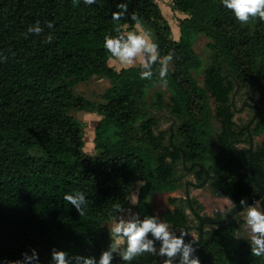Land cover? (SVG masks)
<instances>
[{
    "label": "trees",
    "instance_id": "16d2710c",
    "mask_svg": "<svg viewBox=\"0 0 264 264\" xmlns=\"http://www.w3.org/2000/svg\"><path fill=\"white\" fill-rule=\"evenodd\" d=\"M171 1L186 14L177 39L168 36L154 0L87 6L82 0H0V54L6 57L0 62V260L22 259L32 248L40 264H48L53 247L98 255L110 239L104 222L116 215L112 205L125 208L135 184L141 216L153 215L150 193L183 187L184 196H168L171 207L160 215L196 249L204 215L190 188L207 187L235 206L256 192L255 182L264 184V139L253 144L264 130L263 111L254 110L251 127H239L232 99L237 86L264 93V21L241 24L220 0ZM120 3L127 12L114 22L111 13ZM133 15L154 32L161 54L172 51L167 86L155 88L161 86L158 64L150 80L139 77V65L109 64L104 36L126 32ZM36 21L43 31L26 33ZM200 34L209 57L203 68L192 47ZM93 76L109 80L101 102L73 91ZM71 109L99 116L92 155L83 149V129ZM162 118L171 122L166 129L159 127ZM75 190L86 198L83 215L63 199ZM257 204L264 207V196ZM240 211L224 223L203 225L201 264H264L251 255L247 238L234 241ZM115 264L124 262L115 257ZM132 264H161V258L145 254Z\"/></svg>",
    "mask_w": 264,
    "mask_h": 264
},
{
    "label": "clouds",
    "instance_id": "9594fccd",
    "mask_svg": "<svg viewBox=\"0 0 264 264\" xmlns=\"http://www.w3.org/2000/svg\"><path fill=\"white\" fill-rule=\"evenodd\" d=\"M80 2V0H77ZM97 0H82L84 5H94ZM220 5L231 12L234 19L246 24L250 19L259 18L264 21V0H220ZM119 11L111 13L114 22L119 21L127 12V4L117 5ZM134 30L116 31V34H107L103 39V48L110 59H115L123 66H133L139 59L141 79L153 77V64H158V77L160 85L167 86V76L170 63L174 57L172 51L161 54L158 44L151 38L150 33L143 29L138 18L131 17ZM51 28V22L48 23ZM43 29L39 21L27 26L26 33L40 34ZM47 39H53L48 34ZM6 59L0 54V62ZM78 214H84L86 198L82 191L75 190L63 195ZM239 206L245 209L244 223L251 235L247 240L252 256L264 258V207H258L255 202L251 205L245 198L239 200ZM116 215L110 220L108 226L109 242L107 247L101 249L98 255H85L82 253L69 254L67 250L53 247L48 264H115L118 257L124 264H132L138 257L145 254L161 258V264H201L195 255V241L186 240L187 233L183 230L173 231L169 224L158 215L141 216L131 209H124L119 203L112 205ZM22 259L3 261L0 264H40L35 248L30 254L22 253Z\"/></svg>",
    "mask_w": 264,
    "mask_h": 264
},
{
    "label": "rangeland",
    "instance_id": "374dc122",
    "mask_svg": "<svg viewBox=\"0 0 264 264\" xmlns=\"http://www.w3.org/2000/svg\"><path fill=\"white\" fill-rule=\"evenodd\" d=\"M157 4L162 17L167 21L169 25L170 32L168 36L170 38L177 39L179 35V20L184 18L186 14L180 12L173 4L171 0H154ZM140 25L143 29L147 30L151 38L154 40V32L148 27L143 21H139ZM125 30H134L133 26H125ZM207 39L204 35L200 34L197 36L195 41L192 44L194 51L201 56L202 59V68L206 66L207 62L209 61L208 52L205 50V43ZM109 64L111 66H122L118 61L115 59H110ZM139 65V59H137L134 63V66ZM198 79L200 80L202 77V73L197 75ZM109 85V80L104 77L93 76L85 82L76 83L73 86V91L76 94L83 95L84 97L88 98L91 101L101 102L99 98V94L102 93ZM162 87V86H156ZM154 88V89H155ZM234 102V116L233 120L239 127H251V119L253 117L254 110H261L264 114V93L256 90L254 87L246 86V87H238L232 96ZM70 114L77 118L82 126L83 133H84V151L87 154H94L93 149V128L99 118V116L95 112L78 110V109H71ZM171 124L169 119L162 118L160 120L159 127L160 128H167ZM214 126L217 127L218 124L214 121ZM264 139V130L261 134L256 135L253 137V144L256 146ZM245 146L244 144H239L238 147ZM186 179H191L190 175L185 176ZM137 184L134 185V191L131 193L130 202L124 209H131V211L136 212L134 208V204L136 201L137 195ZM190 194L194 196L201 204H202V212L201 214L204 216H213L216 211H220L225 213L227 210L233 207V203L224 197H214L207 187L203 188H190ZM168 196H176L182 197L184 196L183 187H180L172 192H154L150 193L147 196V201L150 205L152 214L158 215L161 218V212L171 207L167 203ZM255 204L258 206L257 202ZM259 207V206H258ZM244 214L245 209H242L239 214L238 218L242 219L243 222L234 232V241L242 239V238H250V231L247 225L244 223ZM115 217V216H114ZM113 217V218H114ZM162 219V218H161ZM237 221V218L234 220L233 223ZM193 221L192 223H195ZM110 220L105 221L104 224L109 226ZM173 231H177V229H173ZM191 234L195 237L196 230H191Z\"/></svg>",
    "mask_w": 264,
    "mask_h": 264
},
{
    "label": "water",
    "instance_id": "95a60500",
    "mask_svg": "<svg viewBox=\"0 0 264 264\" xmlns=\"http://www.w3.org/2000/svg\"><path fill=\"white\" fill-rule=\"evenodd\" d=\"M256 186H257V190L256 192L249 198H247V202L251 205L253 202H257L262 196H264V184H260L258 182H255ZM241 208L238 205L233 206L223 217L221 218H214L211 216H200L199 217V222H198V245L201 242V237H202V233H203V225L205 223H224L226 222L231 216H233L236 212L240 211ZM198 245L195 249V255H197V251H198Z\"/></svg>",
    "mask_w": 264,
    "mask_h": 264
}]
</instances>
